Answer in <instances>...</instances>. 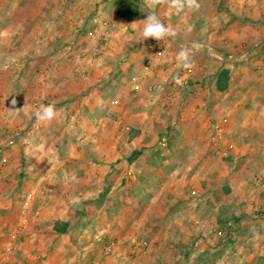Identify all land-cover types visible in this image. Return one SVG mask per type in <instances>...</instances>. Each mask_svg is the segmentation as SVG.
<instances>
[{
  "label": "rangeland",
  "instance_id": "374dc122",
  "mask_svg": "<svg viewBox=\"0 0 264 264\" xmlns=\"http://www.w3.org/2000/svg\"><path fill=\"white\" fill-rule=\"evenodd\" d=\"M42 1L0 0V165L17 158L11 180L19 184L12 194L0 191L1 206L14 202L12 212L4 209L1 231L56 220L59 214L46 208L54 203L68 215L91 203L71 219H97L101 226L115 220L121 228L102 242L101 262L121 254L114 264H146L162 252L155 264H264V48L233 61L189 46L228 57L249 54L264 41V0H137L142 12L133 21L118 15L121 0H45L52 7L47 19L34 15ZM144 7L176 40H143ZM182 50L190 67L178 64ZM96 67L111 69L103 81L109 84L93 83ZM224 68L231 69V80L220 92L216 81ZM148 71L165 81L161 88L149 83L152 102L140 103L146 84L140 87L138 77ZM65 88L64 106L56 95ZM79 91L103 97L104 112L90 116L86 129L74 128L82 120L75 109L80 99L72 98ZM41 104L55 106L57 124L35 118ZM143 110L148 114L141 120L137 112ZM102 115L105 130L96 122ZM135 151L141 154L131 162ZM83 154L96 158L94 179L77 180L73 174L84 176V169L70 161L61 165L65 180L57 187L33 179L47 172L44 159L72 161ZM144 164L150 172L141 178L135 171ZM100 166L110 168L106 178ZM84 186L108 192L93 202L97 193L77 192ZM110 190L116 194L107 199ZM123 191L141 204H122ZM130 220L147 225L145 232L160 243L145 234L128 237L122 225ZM15 239L0 248V264L12 261Z\"/></svg>",
  "mask_w": 264,
  "mask_h": 264
},
{
  "label": "crops",
  "instance_id": "0c3cea01",
  "mask_svg": "<svg viewBox=\"0 0 264 264\" xmlns=\"http://www.w3.org/2000/svg\"><path fill=\"white\" fill-rule=\"evenodd\" d=\"M44 1V2H43ZM42 1V7L39 9L34 8V15H36L38 17V15H40L42 18H48L50 16H48L46 14V12L51 11L50 9L52 8L50 3H45L46 1L43 0ZM55 7H53L54 9ZM60 13L62 14H66L67 10L64 11L63 9H60ZM93 45H91L90 47H92ZM108 53H111L110 50H108ZM105 54H107V51L105 52ZM65 65L70 64L69 59L67 58H63L61 60ZM79 65L82 67L83 64H81L80 62L78 63H74V65ZM95 65V63L92 65V67ZM84 66V65H83ZM97 69V77L96 79L93 80L94 84H98V86H103L105 84H109L110 82H103L105 80V78L109 77V73L111 72V69L106 71V70H100L98 67H96ZM105 69H109V68H105ZM99 73V74H98ZM112 74V73H111ZM143 74V73H142ZM114 74H112L113 76ZM158 75L160 77V74H156V72H144V75L139 76L138 79L141 81L140 87H142L143 84H146L144 88H142L138 94V100L140 101V103L142 102H152L153 99V95L148 93V89H147V85L150 83L151 85H157L159 86V88H161L162 83H164L165 79L163 78H157ZM110 76V77H112ZM63 81L65 78H62ZM115 80V79H113ZM62 81V80H61ZM101 82V83H100ZM153 83V84H152ZM152 87V86H150ZM68 89H62L60 92H58L59 94H57L56 96H58V99L62 100V102H64V106L68 104V101L65 102V100L68 98ZM100 92H96L93 94H90L88 96H85L83 94V91H79L75 94V96H72V98L74 97V99L79 100L80 99V106L75 107V109L81 114V118L82 120L78 123L77 127H74L75 129H86L87 128V124L89 121V117L90 116H94L95 114L98 113H103L104 110L101 107L102 103H100L99 101L103 102V97L101 96ZM150 95V96H149ZM149 96V98H147ZM93 99L90 100V99ZM145 107V106H144ZM128 113H132L133 110L132 108H129V106L126 107V109H124V111H126ZM132 111V112H131ZM60 113V112H58ZM139 115V118L141 120H144L145 117H147L148 112L147 111H138L137 112ZM88 116V117H86ZM92 118V117H91ZM107 115H102V117H100L99 119L96 120V122L98 121L99 123H101L102 125L100 126L99 130H105L106 128L105 125L108 122L107 121ZM260 119V118H259ZM258 119V120H259ZM260 121V120H259ZM259 121H255V123L258 125ZM92 124V121H90ZM49 123V122H48ZM52 124H57L56 120H53ZM59 125H62V123H59ZM96 125V124H95ZM97 130V129H96ZM143 133L140 134L138 136V142L143 140ZM134 142V141H132ZM98 153V152H95ZM76 160H70V158H67L65 156H60L59 155V159L57 160V158H50L49 160L44 159L45 165H46V173H43V175L36 174L33 176L34 180H39V178H41V180H46V182L48 181V185L50 186L51 184L55 185L54 187H57V185H59L61 180H65V177H63V171H60L59 169L63 166L61 165H66V164H70V162H72L73 164H78L81 169H84V176H80V172H77L75 174H73L75 176V178L77 180L80 179H85V181L88 180H92L94 179L96 176H98L97 174H95V171H90V170H94V168L98 169V164L95 162L94 159H92L91 155H87V154H83V155H78L75 157ZM94 160V161H93ZM70 161V162H69ZM111 161V160H110ZM168 161L167 159L164 161L166 162ZM18 159L14 158L12 160H10V163L7 165V167H3L0 165V191L4 194H12L14 193L16 190L19 189V184H15L16 181H14L13 183V177H11L12 174V168H15L18 165ZM43 163V162H42ZM5 165V166H6ZM102 171V175L103 177H107V173L108 170L110 168H105L103 166H100ZM110 167V166H109ZM87 168V169H86ZM131 168H133V164L131 166ZM132 170V169H131ZM147 172H150L147 170V166L144 164V166L141 168V170H136L135 173H138V176L142 178V176L146 175ZM41 173V172H40ZM158 173V171L156 172ZM10 174V176H9ZM95 175V176H94ZM110 176V175H109ZM63 177V178H62ZM112 177V175L110 176ZM26 178H29V176H26ZM12 179V180H11ZM11 180V181H9ZM80 181V180H79ZM59 183V184H58ZM92 183V182H91ZM85 188L83 189V191H77L80 192L82 195H93L94 193H97L96 198L94 199L93 202H97L100 195H104L106 193V191L108 192V190H97V189H93L92 187H88V186H84ZM9 188L11 189L9 191ZM54 189V188H53ZM52 188H50L48 191H53ZM66 190V189H65ZM76 190V189H75ZM99 191V192H98ZM162 191V190H161ZM74 192V191H73ZM101 192V193H100ZM115 190H110L109 193L106 194L107 199H109V197H113V195H115L116 193H114ZM127 192L123 191L122 192V200L124 205L126 204H135L138 205L140 203V199L137 201L136 198H134V196L128 197V195H126ZM132 193V192H131ZM162 194V192L158 193V195ZM125 195V196H124ZM101 198V197H100ZM168 201V200H167ZM175 201L174 204L176 203L177 200H173ZM141 204V203H140ZM139 204V205H140ZM169 208L171 207L172 203H169ZM13 205L14 202L11 203L10 206H8L7 208H4V206L0 205V248L3 250L4 246L6 245L7 242L11 243L12 238H16L14 241V252L12 254V261L13 264H114V260L116 257V259H120L124 258L125 256L118 254L117 256L113 255H107L105 258L106 260L101 262L99 259L101 258V253H102V247H103V243L106 240H109L111 238H115L116 235L118 236V230L121 229L119 228L117 221L113 220L110 222L107 221L106 225L101 226V224H98V220L94 219V220H87L86 218L83 219H71L72 216H75L76 213L78 214L79 211H82V209L84 211H87L86 209H88L89 207L93 206L91 203H88L87 206H83L82 207H78L77 205L75 206V210H73V214L72 213L70 215L65 214L67 210H64L62 207H60V205L57 203L51 204L48 207H46L47 209L51 210V213H53V215H56L55 213H58V216L56 220H51L50 218H45L42 221H39V223L34 224L35 226L32 227H16V228H9V232H7V230L5 231H1L2 229H5V224L4 223V213H7L8 211H13ZM56 207H58V210H56ZM173 207V206H172ZM174 208V207H173ZM172 208V209H173ZM177 207H175L174 209H176ZM4 209H8V211H4ZM10 209V210H9ZM81 209V210H79ZM111 209V207H110ZM113 209V208H112ZM63 211V212H61ZM77 218V217H76ZM52 221V222H50ZM124 223H126V219L123 220ZM52 223V224H51ZM62 224V223H67L68 227L66 229L65 232H61V231H57L56 230V224ZM4 225V226H3ZM116 226V227H115ZM147 225L142 224V222L138 223H134L133 221H128L127 225H122V230L125 231L127 233V236L129 235L134 236V234H139L138 236H144V234L146 236H150L152 238V236L154 237L155 234L150 233L151 231L145 232V227ZM154 226V225H153ZM105 227V228H104ZM118 228V230L116 229ZM121 230V231H122ZM153 231V230H152ZM148 233V234H147ZM133 234V235H132ZM10 235V237H8ZM12 236V237H11ZM128 236V237H129ZM11 238V239H10ZM152 241H155L156 243H160L159 239H151ZM161 241V240H160ZM2 250L0 251L2 254ZM121 256V257H120ZM9 256H7L8 258ZM162 257H164V255L162 254V252H158V254H155L153 257H151V260H153V262H149L146 264H155V262H157V260H160ZM10 259V258H9ZM103 259V258H101ZM10 262V264H11Z\"/></svg>",
  "mask_w": 264,
  "mask_h": 264
},
{
  "label": "clouds",
  "instance_id": "9594fccd",
  "mask_svg": "<svg viewBox=\"0 0 264 264\" xmlns=\"http://www.w3.org/2000/svg\"><path fill=\"white\" fill-rule=\"evenodd\" d=\"M148 10L147 18L143 26V40L152 37L157 40H163L165 37L172 35L171 30L166 24L160 19L151 8L146 7ZM177 61L179 66L190 67L189 56L185 51H181L177 54ZM35 118L41 122H50L57 116L55 106L52 104L43 105L41 104L33 113ZM78 202V201H77Z\"/></svg>",
  "mask_w": 264,
  "mask_h": 264
},
{
  "label": "trees",
  "instance_id": "16d2710c",
  "mask_svg": "<svg viewBox=\"0 0 264 264\" xmlns=\"http://www.w3.org/2000/svg\"><path fill=\"white\" fill-rule=\"evenodd\" d=\"M142 12V7L137 0H121L118 5V15L128 21H133L137 19ZM231 80V69L224 68L220 71L217 81H216V88L220 92H225L229 89V84ZM141 154V151H135L133 155L129 158L132 162L135 158ZM68 227L67 223H58L56 225V230L65 232Z\"/></svg>",
  "mask_w": 264,
  "mask_h": 264
},
{
  "label": "water",
  "instance_id": "95a60500",
  "mask_svg": "<svg viewBox=\"0 0 264 264\" xmlns=\"http://www.w3.org/2000/svg\"><path fill=\"white\" fill-rule=\"evenodd\" d=\"M144 9L148 12V10L146 9V7H144ZM153 11V10H152ZM154 12V11H153ZM157 15V14H156ZM161 19V18H160ZM162 20V19H161ZM163 21V20H162ZM164 22V21H163ZM165 24V22H164ZM172 33V31H171ZM174 40H176V38L174 37L173 33L171 35ZM189 46L191 48H195L197 50H200V51H207V52H210V53H215V54H218L219 56H221L222 58H225V59H230V60H233V61H242V60H246L248 58H250L251 56L255 55L256 53L260 52L263 48H264V41L261 42L252 52H250L249 54L247 55H244L242 57H228L226 56L224 53L218 51V50H215L213 48H205V47H199L197 45H191L189 44Z\"/></svg>",
  "mask_w": 264,
  "mask_h": 264
},
{
  "label": "built area",
  "instance_id": "2783aa9c",
  "mask_svg": "<svg viewBox=\"0 0 264 264\" xmlns=\"http://www.w3.org/2000/svg\"><path fill=\"white\" fill-rule=\"evenodd\" d=\"M103 39H104V40H107L108 37L105 35V36L103 37ZM184 81H185V80H184L182 77L178 78V80H177L178 83H183ZM30 201H31V197L28 198L27 203L30 202ZM7 256H8V254H7Z\"/></svg>",
  "mask_w": 264,
  "mask_h": 264
}]
</instances>
